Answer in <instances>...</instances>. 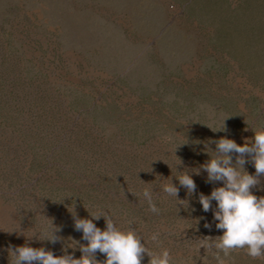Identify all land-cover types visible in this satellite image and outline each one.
Returning <instances> with one entry per match:
<instances>
[{
	"label": "rangeland",
	"instance_id": "374dc122",
	"mask_svg": "<svg viewBox=\"0 0 264 264\" xmlns=\"http://www.w3.org/2000/svg\"><path fill=\"white\" fill-rule=\"evenodd\" d=\"M258 124L264 0H0V264L28 242L22 231L50 219L63 239L37 234L31 246L80 258L87 241L75 211L110 215L156 251L150 237L159 231L176 264H219L197 240L223 235L199 203L222 182L194 175L196 194L179 193L189 208L162 185L172 177L180 186L174 175L210 160L205 142L227 136L243 145ZM187 137L192 143L182 145ZM246 168L255 175L251 157ZM253 191L264 196V174ZM220 255L227 264H264L242 249Z\"/></svg>",
	"mask_w": 264,
	"mask_h": 264
},
{
	"label": "clouds",
	"instance_id": "9594fccd",
	"mask_svg": "<svg viewBox=\"0 0 264 264\" xmlns=\"http://www.w3.org/2000/svg\"><path fill=\"white\" fill-rule=\"evenodd\" d=\"M251 128L255 131L254 141L246 138L243 145L227 136L205 142L203 151L209 154L211 159L200 167L179 171V175L173 174L179 180L180 186H177L172 177L164 179L169 182L162 185L164 193L179 201L178 206L185 207L186 203L189 208L190 200L180 199L179 193L182 186L187 190L189 197L196 194L198 185L194 175L207 172L208 183L222 182L223 186L214 188L210 195L201 192L199 203L202 204L205 212L214 211V220L218 222L216 228L222 230L223 235L215 239L211 237V240L208 239L209 237L197 240L201 241L198 249L200 254L201 249L206 248L207 252L215 249V259L219 264H227L221 257V252L224 257H229L237 249L244 250L249 257L264 258V196H257L253 191L260 183L261 175L264 174V124ZM219 131H227V129L223 128ZM187 140L188 142L182 145L192 143L189 137ZM213 143L216 145L215 150L211 147ZM233 153L239 154L235 162ZM175 155L178 156L177 152ZM249 157L256 168L255 175L246 168ZM183 163L181 159L178 166ZM142 194L151 212L159 214L161 209L154 199L153 190L145 188ZM213 201L217 202L215 209H213ZM89 213L91 218H80L76 211L73 213L75 229L82 232L83 240L87 241L86 244H79V250L83 253L80 258L76 257L75 252L69 253L67 248L64 249V255L57 256L54 251L46 247L31 246L37 234L40 241H48L52 244L63 239L57 235L62 229L55 225L53 219L43 215L51 220V224L44 222L39 226L35 225L34 229L27 232L22 231L21 234L28 238V242L10 249L11 264H143L145 253L150 257L149 264H176V258L171 250L162 247L159 231L153 232L150 237L151 241L156 242L161 249L156 251L148 247L149 241L140 235L136 228L125 229L110 215L94 214L90 211ZM101 218L106 219V228L97 226V221ZM196 221L199 224L200 220ZM206 227L211 228V224H206ZM145 239L147 244L143 242ZM70 247L77 248V246ZM98 252L105 254L106 259L99 260Z\"/></svg>",
	"mask_w": 264,
	"mask_h": 264
}]
</instances>
